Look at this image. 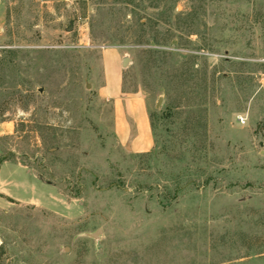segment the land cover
Wrapping results in <instances>:
<instances>
[{"label": "rangeland", "instance_id": "obj_1", "mask_svg": "<svg viewBox=\"0 0 264 264\" xmlns=\"http://www.w3.org/2000/svg\"><path fill=\"white\" fill-rule=\"evenodd\" d=\"M0 264H264V0H0Z\"/></svg>", "mask_w": 264, "mask_h": 264}, {"label": "crops", "instance_id": "obj_2", "mask_svg": "<svg viewBox=\"0 0 264 264\" xmlns=\"http://www.w3.org/2000/svg\"><path fill=\"white\" fill-rule=\"evenodd\" d=\"M100 92L112 100V130L118 142L131 153L141 154L154 148L150 111L140 95L122 93L120 80L110 74ZM111 93L110 96L106 94Z\"/></svg>", "mask_w": 264, "mask_h": 264}, {"label": "water", "instance_id": "obj_3", "mask_svg": "<svg viewBox=\"0 0 264 264\" xmlns=\"http://www.w3.org/2000/svg\"><path fill=\"white\" fill-rule=\"evenodd\" d=\"M129 58L128 57H124L123 58V65L126 66L128 64Z\"/></svg>", "mask_w": 264, "mask_h": 264}]
</instances>
